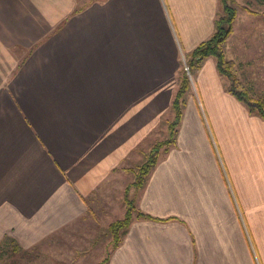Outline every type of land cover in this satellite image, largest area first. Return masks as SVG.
Returning a JSON list of instances; mask_svg holds the SVG:
<instances>
[{"label": "crops", "instance_id": "obj_1", "mask_svg": "<svg viewBox=\"0 0 264 264\" xmlns=\"http://www.w3.org/2000/svg\"><path fill=\"white\" fill-rule=\"evenodd\" d=\"M168 1L183 41L164 17L152 30L162 0H0V243L10 236L31 249L72 237L80 261L98 256L84 230L103 237L115 194L124 208L131 182L120 165L156 124L152 102L172 101L176 71L212 36L222 6ZM191 90L201 126L186 116L179 148L158 163L138 207L189 215L192 241L183 222L133 220L110 264H264V119L228 92L215 58ZM122 106L131 111L115 116Z\"/></svg>", "mask_w": 264, "mask_h": 264}, {"label": "rangeland", "instance_id": "obj_2", "mask_svg": "<svg viewBox=\"0 0 264 264\" xmlns=\"http://www.w3.org/2000/svg\"><path fill=\"white\" fill-rule=\"evenodd\" d=\"M93 1L94 0H89V4L91 5V2ZM161 5L162 7L160 5L152 7V12L150 13L153 19L152 21H150L152 30L160 33V21L164 17L168 22V26L172 32L173 38L175 40L181 39V41H183L182 34L179 28V22H177L175 7L168 0H162ZM233 5L238 10V16L234 24V32L231 35L229 42H227L226 44L225 54L229 60L236 62L238 67L239 79L243 81V83H245V85L250 89L254 98L264 99V0H235ZM221 14H223V6H220V14L218 15V17ZM99 41V38L96 39V42ZM182 64L186 67L185 57ZM183 66L176 71L178 86L176 89V93L173 95L174 97L172 101L169 104H165V101L161 100L159 95V98L155 99L152 102L154 113L157 112L158 108L160 111L159 115L157 114V117L154 118L157 121L156 124H153V128L150 129L151 131L145 137H143L138 143L134 144V148L130 151V155L126 158V161H122L123 163L121 162L122 165L120 166L130 172L128 175V179L131 183L139 179L136 169L139 166H143V164L151 159L155 149L158 148L160 150L158 163H162L165 157H167L173 150L179 148L181 131L185 127L184 124L186 125L187 123V119H185L186 116H190V125L194 128V131L195 129L199 130V127L201 126V121L197 113V107H195V101L193 100L194 92L193 90H191L192 79L196 77V70L193 69V72L188 74L191 80V85L184 88L185 82L183 81V77H185L184 80H186V75L183 70V68L185 67ZM222 77L225 86L229 87L231 85L230 80L224 76ZM138 87V93H140L141 88L140 86ZM182 87L184 88V92L181 93L180 105L182 118L181 121L178 122V111L175 109L174 100L179 96L178 92L182 89ZM13 102L15 103V101ZM197 102L199 104L198 99ZM90 104L98 108L100 107V101H92ZM113 104L117 108L116 103ZM145 104L146 103L144 102L136 101L134 106L135 108H137V111L140 112L144 110L143 105ZM149 104L150 103H147V105ZM130 111L131 109H127L124 106L118 107L115 116H119L120 114H128ZM201 115L202 119H204V121L206 122V115L204 114L203 108L201 109ZM185 120L186 123H184ZM14 123L15 117L11 120L9 125H12ZM130 123V120H128V122H120L119 127L128 128L129 125L130 128ZM136 124L138 125L137 121ZM152 173L150 174V176L152 175ZM107 180L108 179H106V181ZM108 183L109 182H105L101 187L109 188ZM141 190L134 188L133 186L128 190L127 193L124 194L125 205L123 209L120 208V194H115L114 202L110 198L107 202L109 207H107V209L105 210H102L103 219L106 220V224L109 223L110 225L125 218L127 212L126 198H128V200L132 201L135 207H137V213L135 214L133 219L134 221H152L153 223L161 222L163 224L172 223L170 224V227L176 224L181 225V222H183L192 241V223L188 220H191V217L189 215H186V218L188 219L185 218V220H182L181 217L161 215L160 213L151 215V217H153V220H151L152 218H147L150 217V215L147 217L139 216V212L144 215H148L145 211L140 209L141 207H138V205L140 206L141 195L143 196V191ZM96 200L98 201V198H96ZM188 210L189 209H186V211ZM97 214L99 215V211H97ZM89 217L90 218L88 219H92L91 213ZM99 217L101 218L100 215ZM149 225L150 223H146L148 231ZM151 227L153 226L151 225ZM153 230L154 229L152 228V231ZM127 232L122 235V240L119 243V246L115 247L113 236L111 234H108V227L105 228V234L100 238V231L96 230L95 228L88 229L87 231L84 230V234H88L89 241L93 240L98 243L97 247H95V250L97 252L96 255L98 256H89L88 261L85 262H82V260L80 261L81 255L79 254V251H81V249L79 248L81 247H79L76 244V241H74H78L79 239H74L72 237L65 239H47L41 244L34 246V248L32 247L31 249H27L24 248L21 244L16 243L15 239L7 236L0 243V264H110L112 253L115 252L124 243V238ZM78 234L80 235V231L78 232ZM81 241L84 242L83 239H81ZM195 242L197 247L196 250H199L197 241ZM91 253L95 254L94 251ZM109 255L110 260L108 262H104ZM97 257L103 258L104 260L96 263Z\"/></svg>", "mask_w": 264, "mask_h": 264}, {"label": "trees", "instance_id": "obj_3", "mask_svg": "<svg viewBox=\"0 0 264 264\" xmlns=\"http://www.w3.org/2000/svg\"><path fill=\"white\" fill-rule=\"evenodd\" d=\"M235 0H222L223 14H221L215 20V29L214 33L210 38L201 42L197 47H195L191 53H187L185 56L186 66L189 67L191 73L195 69L196 72L202 67V64L208 58H215L217 62V69L221 76L228 78L231 82V85L227 87L228 92L235 96L240 102L245 104L250 113L257 114L262 119H264V99L254 98L250 89L239 79L238 67L235 61L229 60L225 54V47L227 42L230 40L231 35L234 32V24L238 16V10L234 7L233 3ZM185 67V66H183ZM185 77H183L184 88L191 85V80L186 70V67L183 68ZM182 83V82H181ZM184 88L178 92L179 96L174 100L175 109L177 113V121L180 122L182 118L181 112V93L184 92ZM160 150L157 148L154 150L152 157L147 161L143 166H139L136 171L138 172L139 179L135 182L128 185L126 193L128 190L134 186L141 190L146 186L148 178L152 171L158 165ZM127 170V169H126ZM127 202V212L125 218L122 220L116 221L109 225L108 234L113 236L114 246L118 247L119 243L122 240V235L128 231L135 214L137 213V207L133 204L132 201H129L126 198ZM139 216H149L144 215L139 212ZM153 220V217H147ZM110 255L104 262H108Z\"/></svg>", "mask_w": 264, "mask_h": 264}, {"label": "built area", "instance_id": "obj_4", "mask_svg": "<svg viewBox=\"0 0 264 264\" xmlns=\"http://www.w3.org/2000/svg\"><path fill=\"white\" fill-rule=\"evenodd\" d=\"M186 70H187L188 74H190V73H191V72H190V69H189V67H188V66H186Z\"/></svg>", "mask_w": 264, "mask_h": 264}]
</instances>
